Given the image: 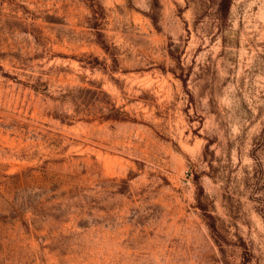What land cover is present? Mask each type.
Returning a JSON list of instances; mask_svg holds the SVG:
<instances>
[{
    "label": "rangeland",
    "instance_id": "rangeland-1",
    "mask_svg": "<svg viewBox=\"0 0 264 264\" xmlns=\"http://www.w3.org/2000/svg\"><path fill=\"white\" fill-rule=\"evenodd\" d=\"M0 264H264V0H0Z\"/></svg>",
    "mask_w": 264,
    "mask_h": 264
},
{
    "label": "trees",
    "instance_id": "trees-1",
    "mask_svg": "<svg viewBox=\"0 0 264 264\" xmlns=\"http://www.w3.org/2000/svg\"><path fill=\"white\" fill-rule=\"evenodd\" d=\"M222 1L225 3V5L228 6V5H230V3H231L232 0H222Z\"/></svg>",
    "mask_w": 264,
    "mask_h": 264
}]
</instances>
